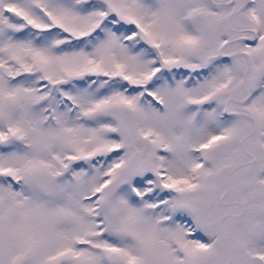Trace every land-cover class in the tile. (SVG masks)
<instances>
[{"label": "snow or ice", "instance_id": "snow-or-ice-1", "mask_svg": "<svg viewBox=\"0 0 264 264\" xmlns=\"http://www.w3.org/2000/svg\"><path fill=\"white\" fill-rule=\"evenodd\" d=\"M0 264H264V0H0Z\"/></svg>", "mask_w": 264, "mask_h": 264}]
</instances>
